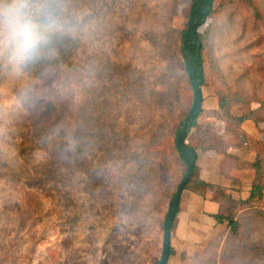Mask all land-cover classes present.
<instances>
[{
    "label": "rangeland",
    "instance_id": "rangeland-1",
    "mask_svg": "<svg viewBox=\"0 0 264 264\" xmlns=\"http://www.w3.org/2000/svg\"><path fill=\"white\" fill-rule=\"evenodd\" d=\"M113 1L111 9L106 0L83 1L84 120L79 132L68 124L66 152L51 155L58 167L43 153L18 152L34 138L25 112L38 89L21 70L28 64L15 65L0 39V264L161 260L165 219L185 175L174 141L194 103L182 50L196 0ZM251 4L264 16V0H242L198 29L207 38L203 89L242 95L264 130V24ZM156 85L165 89L155 92ZM155 98L175 102L164 120L154 114ZM145 144L153 153L141 161ZM261 212L264 200L254 216L242 215V238L232 249L221 243L213 255V242L201 264H264ZM172 247L169 264L179 255L173 239Z\"/></svg>",
    "mask_w": 264,
    "mask_h": 264
},
{
    "label": "trees",
    "instance_id": "trees-1",
    "mask_svg": "<svg viewBox=\"0 0 264 264\" xmlns=\"http://www.w3.org/2000/svg\"><path fill=\"white\" fill-rule=\"evenodd\" d=\"M83 1L84 0H36L38 8L41 12H43L45 6L55 10V15L52 17L51 21H41V23L45 25L46 29L51 33L50 40L44 51V55L37 61L29 63L27 66L28 68L23 67L21 69L23 73L27 75L25 78L28 79V82L34 85V89H38V92L34 95L31 94L33 98L29 101L30 107L25 112L27 115L26 119L31 120V123L35 125L33 131L30 132V135H34V138L28 142H23L18 152L23 154L28 151L43 153L44 157L50 158V162L55 164L57 167L58 164L53 161L57 157L51 155H62L66 152V149L69 146L67 140H65L68 124H75L79 132V130H82L80 129L79 124H83L84 120L82 114V76L85 56V46L83 40L85 14ZM92 1L97 3V0ZM106 1L108 2L107 7L111 9L114 5V1ZM208 4V2L204 3L205 6H208ZM233 4L242 5V0H223L217 9L214 10L213 7L210 8L207 17H205L204 14L202 15L204 20L202 21L200 27L205 24L209 17L215 15L218 11L221 12L222 10H225ZM251 6L256 19L261 24H264V16L261 14L259 8L254 4H251ZM195 9L196 5L194 4L192 11L194 12ZM91 14L94 16V10ZM186 31L183 32V48ZM0 39H4L2 34H0ZM199 39L202 45V65L197 62L198 56L196 44L193 45V51L194 63L198 66L197 74H202L203 88L206 83L203 71V52L206 49L207 38H205V36L203 38L199 35ZM160 88L164 87L156 85L155 92ZM219 96V111L217 112L219 115H222L229 122L236 125H240L247 120H251L260 129L261 122L259 119L255 118L256 110L252 108L245 109L242 107V95L239 96V94H231L230 92L220 91ZM26 99H30V97H26ZM235 103H237L236 107L240 110V116H235L233 114ZM154 104V114H157L156 112H158L159 115L161 114V120L166 119L168 113H172V111L176 109L174 100L169 98H164L158 101L155 98L154 103H152L151 106ZM200 114L201 112L199 115ZM198 117L194 121L193 128L189 132L186 139V144L193 152L196 153V164L190 182L185 187L184 192L192 191L197 194L205 195L208 190H211L214 194L213 201L223 205L227 209L226 214L214 216L218 224H224L227 227V230L224 233H221L215 240V245L212 250L214 255L218 253V248L221 243H223V247H227L228 242H230L229 250L232 249L231 242H233V240L238 241L242 238V215L245 213H252L254 216L258 213L259 203L264 200V138L259 140L249 137L244 133L240 134V143L238 145L246 146L249 151L255 153V160L251 163L245 164V168L251 170L253 173L251 195L246 200H236L230 189L220 185L207 184L199 179L200 169L197 165L198 144L193 141L194 134H197L202 138L201 149L203 151L212 149L219 150L221 144L219 140L214 138L212 132L204 129L203 126L198 124ZM192 131H194V134H192ZM260 133L264 135V130L260 129ZM78 134L79 133L76 135ZM176 137L174 141L175 149ZM152 145H154V142ZM74 148L77 152L81 153L82 146L78 137L75 140ZM151 153H153V151L150 150V146L145 144L142 152L138 155V158L141 161H146L147 157L150 156ZM176 153L185 164L186 173L188 163L183 157H181L177 149ZM142 165L144 166V164ZM157 172L158 176L155 177L156 182L162 181L160 171L158 170ZM25 189L26 186H22V190L25 191ZM180 212L181 203L178 215L173 223L172 234L177 227ZM258 251L261 257L264 256L262 249L258 248ZM172 253L173 247L171 249V256ZM159 263L160 261L157 264Z\"/></svg>",
    "mask_w": 264,
    "mask_h": 264
},
{
    "label": "crops",
    "instance_id": "crops-1",
    "mask_svg": "<svg viewBox=\"0 0 264 264\" xmlns=\"http://www.w3.org/2000/svg\"><path fill=\"white\" fill-rule=\"evenodd\" d=\"M202 91L203 109L198 117V124L212 132L214 138L219 140L221 147L219 150L203 151L202 138L192 131L193 141L198 144L199 179L207 184L230 189L236 200H246L251 195L253 173L245 168V164L255 160V153L249 151L246 146L238 144L242 133L259 139L260 129L251 120L240 125L229 122L217 113L219 94L210 89L208 94L203 88ZM233 114L241 115L236 105ZM245 193L247 196L243 197ZM213 196L211 190H208L205 195L192 191L184 192L178 224L172 236L174 242L178 244L179 253L173 264H201L212 243L227 230L226 225L218 224L214 218L215 215L226 214L227 209L213 201Z\"/></svg>",
    "mask_w": 264,
    "mask_h": 264
},
{
    "label": "water",
    "instance_id": "water-1",
    "mask_svg": "<svg viewBox=\"0 0 264 264\" xmlns=\"http://www.w3.org/2000/svg\"><path fill=\"white\" fill-rule=\"evenodd\" d=\"M208 2V6L203 5V3ZM215 0H196V9L191 14L190 22L186 34L184 36V48L183 56L185 64L187 67V72L189 79L194 91V103L191 108L188 117L182 122L176 137V149L178 153L183 157L188 163V169L178 187L177 193L173 198L169 212L166 216L164 223V246L162 251V256L159 264H168L171 258L172 249V227L175 218L178 215L180 203L185 190V187L190 182L192 174L195 169L196 164V153L193 152L190 147L186 144V139L189 132L193 128V123L198 117L199 113L203 109V91H202V74H197L198 66L194 63V51L193 45H197V62L202 65L201 62V49L202 45L199 39L198 29L202 21V15L208 16V11L213 7Z\"/></svg>",
    "mask_w": 264,
    "mask_h": 264
},
{
    "label": "clouds",
    "instance_id": "clouds-1",
    "mask_svg": "<svg viewBox=\"0 0 264 264\" xmlns=\"http://www.w3.org/2000/svg\"><path fill=\"white\" fill-rule=\"evenodd\" d=\"M54 15L47 6L41 12L36 0H0V34L15 65L23 67L44 55L51 33L41 21H51Z\"/></svg>",
    "mask_w": 264,
    "mask_h": 264
},
{
    "label": "flooded vegetation",
    "instance_id": "flooded-vegetation-1",
    "mask_svg": "<svg viewBox=\"0 0 264 264\" xmlns=\"http://www.w3.org/2000/svg\"><path fill=\"white\" fill-rule=\"evenodd\" d=\"M203 5H204V3H203Z\"/></svg>",
    "mask_w": 264,
    "mask_h": 264
}]
</instances>
